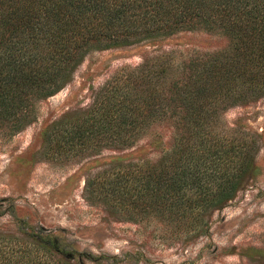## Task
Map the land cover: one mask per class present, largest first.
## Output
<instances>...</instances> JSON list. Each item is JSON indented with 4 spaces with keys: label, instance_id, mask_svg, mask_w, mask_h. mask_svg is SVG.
Instances as JSON below:
<instances>
[{
    "label": "trees",
    "instance_id": "16d2710c",
    "mask_svg": "<svg viewBox=\"0 0 264 264\" xmlns=\"http://www.w3.org/2000/svg\"><path fill=\"white\" fill-rule=\"evenodd\" d=\"M198 29L228 45L179 64L167 52L145 57L106 81L86 110L47 129L64 150L98 151L132 147L168 123L157 160L110 162L108 174L86 176L84 190L131 219L153 216L193 237L208 211L234 196L259 151V133L248 138L244 125L221 117L264 98V0H0V130L32 122L37 103L64 88L91 50ZM36 243L51 256L41 264H74L51 242Z\"/></svg>",
    "mask_w": 264,
    "mask_h": 264
},
{
    "label": "rangeland",
    "instance_id": "374dc122",
    "mask_svg": "<svg viewBox=\"0 0 264 264\" xmlns=\"http://www.w3.org/2000/svg\"><path fill=\"white\" fill-rule=\"evenodd\" d=\"M227 45L221 33L198 29L151 44L91 50L64 88L37 103L32 122L13 134L0 130V264H19V255L41 264L51 256L39 240L74 264H264V98L222 113L227 127L244 125L248 138L260 134L259 151L234 196L208 211L193 237L153 216L131 219L84 190L86 176L108 174L110 162L157 160L170 140L168 123L150 128L128 148L64 150L59 136L47 137L52 122L79 115L106 81L145 57L167 52L179 64Z\"/></svg>",
    "mask_w": 264,
    "mask_h": 264
}]
</instances>
